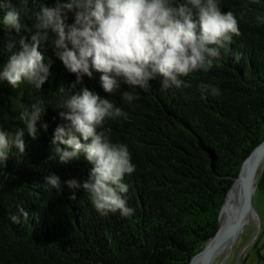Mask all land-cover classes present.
<instances>
[{"label": "trees", "instance_id": "obj_1", "mask_svg": "<svg viewBox=\"0 0 264 264\" xmlns=\"http://www.w3.org/2000/svg\"><path fill=\"white\" fill-rule=\"evenodd\" d=\"M41 2L52 6L54 0ZM219 4L238 18L241 35L233 37L230 47L240 59L223 53V61L210 71L185 78L191 88L162 90L155 79L149 92L128 102L120 93L103 91L100 73L83 78V86L127 114L107 120L105 127L114 142L128 145L136 166L123 181L129 185L127 206L134 209L128 217L119 212L100 216L82 189L65 184L82 182L90 165L82 156L68 163L54 156L53 132L62 123L55 108L61 103L57 90L75 81L53 54L54 34L40 49L53 61L41 90L27 83L17 89L0 83V126L5 130L25 127L17 119L21 103L41 97L47 107L36 138L25 131L24 153L17 155L13 148L0 168V264H190L203 250L217 232L220 209L243 161L264 140V24L255 22L256 15H264V0ZM30 5L33 12L38 8L35 0ZM21 19L31 27V14ZM8 35L0 24V41ZM5 60L0 56V64ZM201 80L218 86L220 95L202 100L196 89ZM49 175L59 178L61 191L46 186ZM261 184L259 177L257 187ZM21 208L28 222L12 223L10 214ZM259 259L264 262V256Z\"/></svg>", "mask_w": 264, "mask_h": 264}, {"label": "clouds", "instance_id": "obj_2", "mask_svg": "<svg viewBox=\"0 0 264 264\" xmlns=\"http://www.w3.org/2000/svg\"><path fill=\"white\" fill-rule=\"evenodd\" d=\"M33 12L30 0H0L3 12L0 24L9 33L0 41V83L13 89L22 83L41 90L50 76L53 61L40 50L51 40L53 54L64 68L75 75L67 88L60 86L61 103L58 123L53 132L54 156L68 163L81 156L90 165L82 182L65 181L69 189L80 188L100 216L119 212L128 217L134 209L127 206L129 185L126 174L135 171L128 145L114 142L107 120L127 118V114L106 98L83 86V78L100 73L99 83L105 93H120L132 102L149 92L152 80H160V88H191L185 78L197 72H208L229 53L233 37L241 35L239 21L232 11H222L219 0H54L52 6L35 0ZM258 4L260 0H249ZM32 15L28 27L21 17ZM71 17L72 22L69 23ZM243 18V13H241ZM257 25L264 24V15H256ZM27 35H21V32ZM18 37V39H17ZM81 85V87H77ZM124 89L123 91H121ZM196 89L200 98L218 97L220 89L201 80ZM45 100L32 97L30 104L19 105L17 119L24 128L14 132L0 126V168L13 148L17 155L25 151V131L33 139L37 122L45 115ZM46 130L47 123L41 124ZM49 188L61 191L57 176L44 178ZM75 199V194L70 196ZM12 223L28 222L22 208L10 214Z\"/></svg>", "mask_w": 264, "mask_h": 264}, {"label": "water", "instance_id": "obj_3", "mask_svg": "<svg viewBox=\"0 0 264 264\" xmlns=\"http://www.w3.org/2000/svg\"><path fill=\"white\" fill-rule=\"evenodd\" d=\"M264 162V140L251 152V154L243 161L239 175L234 180V185L240 184L241 193H242V210L239 218L233 224H228L225 227L221 228L220 226V216L223 211V208L226 205V200L229 192L225 196L224 202L219 212L218 217V229L216 234L209 240L206 246L201 252H199L191 260L190 264L197 258H199V264H213L216 259L217 253L221 246L229 241L236 239L238 234L242 232V226L244 221L254 210L252 208V197L255 193L259 179V172Z\"/></svg>", "mask_w": 264, "mask_h": 264}, {"label": "rangeland", "instance_id": "obj_4", "mask_svg": "<svg viewBox=\"0 0 264 264\" xmlns=\"http://www.w3.org/2000/svg\"><path fill=\"white\" fill-rule=\"evenodd\" d=\"M259 177L262 180L261 187L256 189L252 197V208L258 224L253 217H249L230 251L215 259L213 264H264L259 259V256H264V162Z\"/></svg>", "mask_w": 264, "mask_h": 264}, {"label": "bare ground", "instance_id": "obj_5", "mask_svg": "<svg viewBox=\"0 0 264 264\" xmlns=\"http://www.w3.org/2000/svg\"><path fill=\"white\" fill-rule=\"evenodd\" d=\"M241 210H242L241 187H240V184H236L233 186V188L229 192L227 196V200H226V205L223 208V211L221 213V216H220L221 228L225 227L228 224H233L234 222H236L241 214ZM249 217H253L256 221V224H258V219L255 213L251 212L249 216L246 218V220L249 219ZM246 220L244 221V224L246 223ZM234 241L235 239L225 242L219 249L216 259L222 256L225 252H229ZM192 264H199V258L195 259Z\"/></svg>", "mask_w": 264, "mask_h": 264}]
</instances>
